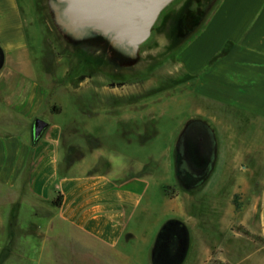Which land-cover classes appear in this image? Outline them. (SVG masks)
<instances>
[{"label":"crops","instance_id":"obj_1","mask_svg":"<svg viewBox=\"0 0 264 264\" xmlns=\"http://www.w3.org/2000/svg\"><path fill=\"white\" fill-rule=\"evenodd\" d=\"M191 1L180 9L182 16ZM193 32L175 55L171 75L164 78L175 85L168 91L188 97L189 121L184 126L201 128L194 136L201 139L202 149L195 157L176 140L150 161L132 150V144L141 147L149 138L148 110L153 108L140 101L114 99L106 139L69 135L71 122L48 125L37 141L22 130L4 131L6 118L15 126L28 124L27 130L33 126L48 104V93L33 70L20 0H0L2 222L11 215L22 237L34 240L59 227L62 247L71 255L69 264H154L155 245L166 225H183L189 234L182 213H174L181 191L172 177L189 191L210 182L218 165L228 160L222 167L232 166L231 172L220 174L236 175V191L243 193L245 175L264 171V0H220ZM166 105L161 102L155 110L164 111ZM123 107L131 113L120 112ZM81 112L77 104L78 118ZM121 116L135 121L125 120L121 130ZM115 131L130 136L125 143L132 151H125L117 136L111 137ZM75 142L86 144L87 150ZM250 142L251 147L246 145ZM220 144H230L222 146L228 156ZM166 188H174V194H167ZM59 194L63 204L57 208L53 201ZM173 214L176 218L167 220Z\"/></svg>","mask_w":264,"mask_h":264},{"label":"rangeland","instance_id":"obj_2","mask_svg":"<svg viewBox=\"0 0 264 264\" xmlns=\"http://www.w3.org/2000/svg\"><path fill=\"white\" fill-rule=\"evenodd\" d=\"M187 1L175 0L162 12L151 37L132 58L124 51L113 50L106 38L89 31L78 35L66 34L57 23L56 12L60 7L57 0H20L33 56V70L48 93V104L36 120L48 125L71 122L69 135L92 134L106 139L110 137L108 131L113 123L109 109L114 99L117 98L115 102L118 103L140 101L153 108L148 110L149 138L143 146L138 143L143 148H137V136L133 133L131 140L135 144H132V150H138L150 161L156 160L176 140H180L181 149L184 151L188 147L196 157L202 148L201 139H195L194 135L201 128L192 124L184 126L189 121L188 97L179 96L178 91H168L175 85L164 78L169 73L171 75L175 55L196 33L192 22L188 25L192 21L191 16L186 17L189 7L183 16L180 12ZM202 2L207 16L220 0ZM88 56L97 62L93 67L85 62ZM93 71L96 73H91ZM162 88L166 89L165 94H155ZM161 102L167 104L164 111L155 110V105ZM77 104L83 111L80 118L76 114ZM55 109L59 111L55 112ZM63 110L65 113L61 114ZM122 111L131 113L124 107ZM8 114L7 111L5 117ZM124 116L119 117L122 121L117 119L122 122L121 130H124L125 120L135 121ZM5 120L4 131L16 134L22 130L26 137L33 138L35 122L27 130L28 124L15 126V122L8 118ZM112 136H117L125 151H132L131 146L130 150L126 148L128 142L125 143L130 136L123 137L122 131L111 132ZM73 144L87 150L86 144ZM251 144L246 145L251 147ZM204 146L208 149L209 143H204ZM222 146L229 147L230 144H220L224 156H228ZM225 163L228 165V160ZM226 165H218L216 172L209 177L210 182L189 191L180 188L184 186L177 184L176 178L172 177L171 183H176L181 191L174 213H182L189 234L183 225L176 228L171 227V223L166 225L155 245L154 264H210L212 258L223 264H264V241H255L233 230V227L244 226L264 240V171L260 175H245L246 190L242 193L240 189L236 191L237 176L227 173L231 172L232 166L226 169L227 174H220V171H226L222 167ZM173 189H168L167 194L172 196ZM174 215L167 220L175 219ZM10 216H6L5 222L0 218V264L71 263V255L62 247L59 227L39 240L25 239L19 223L14 224ZM84 260L87 262L86 258Z\"/></svg>","mask_w":264,"mask_h":264},{"label":"water","instance_id":"obj_3","mask_svg":"<svg viewBox=\"0 0 264 264\" xmlns=\"http://www.w3.org/2000/svg\"><path fill=\"white\" fill-rule=\"evenodd\" d=\"M56 19L69 35L89 31L102 36L113 50L136 57L150 37L162 12L175 0H57ZM0 56V65H1ZM48 128L42 120L34 123V140Z\"/></svg>","mask_w":264,"mask_h":264},{"label":"trees","instance_id":"obj_4","mask_svg":"<svg viewBox=\"0 0 264 264\" xmlns=\"http://www.w3.org/2000/svg\"><path fill=\"white\" fill-rule=\"evenodd\" d=\"M203 7H206V6H204V2H202V0H194L193 3H191V6L189 7V9L186 13V17L191 16V18H192V21H189L188 25H190L192 22V27H197L200 29L201 26L210 18L211 13L207 14V16H206L205 12L203 11ZM198 25H200V26L198 27ZM85 62L87 64L91 65V67H93L95 64H97L95 59L91 58L90 56L86 57ZM91 73L94 74V73H96V71H93ZM85 74H88V73L85 72ZM119 103H121V102H119ZM54 111L57 112L59 110L55 109ZM168 189H170V188H166V190H168ZM62 204H63V196L61 194H59L55 198V200L53 201V205L57 208H60L62 206ZM233 230L238 232V233L243 234L246 237L252 238L255 241H264L259 236L252 234L244 226L233 227ZM210 264H223V262H221L215 258H212Z\"/></svg>","mask_w":264,"mask_h":264},{"label":"flooded vegetation","instance_id":"obj_5","mask_svg":"<svg viewBox=\"0 0 264 264\" xmlns=\"http://www.w3.org/2000/svg\"><path fill=\"white\" fill-rule=\"evenodd\" d=\"M1 56V55H0Z\"/></svg>","mask_w":264,"mask_h":264}]
</instances>
